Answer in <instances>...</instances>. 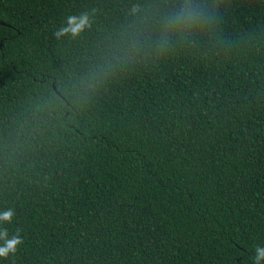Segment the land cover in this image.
Here are the masks:
<instances>
[{"label": "trees", "instance_id": "1", "mask_svg": "<svg viewBox=\"0 0 264 264\" xmlns=\"http://www.w3.org/2000/svg\"><path fill=\"white\" fill-rule=\"evenodd\" d=\"M6 210L0 264H254L264 0H0Z\"/></svg>", "mask_w": 264, "mask_h": 264}, {"label": "clouds", "instance_id": "2", "mask_svg": "<svg viewBox=\"0 0 264 264\" xmlns=\"http://www.w3.org/2000/svg\"><path fill=\"white\" fill-rule=\"evenodd\" d=\"M186 11V9H181L178 18ZM191 16L192 13H188V17L191 18ZM90 26L89 14L87 12H81L78 15H69L66 17V26H60L54 33V36L57 40L60 39L61 36H70L72 39H76ZM13 216V210L3 211L0 213V223L11 224ZM0 241L3 242L2 245H0V258L4 259H7L9 255H15L18 247L23 244V239L19 235V231L9 238L7 229L0 230ZM261 261H264V248L257 246L254 264H260Z\"/></svg>", "mask_w": 264, "mask_h": 264}, {"label": "water", "instance_id": "3", "mask_svg": "<svg viewBox=\"0 0 264 264\" xmlns=\"http://www.w3.org/2000/svg\"><path fill=\"white\" fill-rule=\"evenodd\" d=\"M2 24V23H1Z\"/></svg>", "mask_w": 264, "mask_h": 264}]
</instances>
